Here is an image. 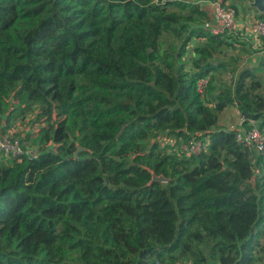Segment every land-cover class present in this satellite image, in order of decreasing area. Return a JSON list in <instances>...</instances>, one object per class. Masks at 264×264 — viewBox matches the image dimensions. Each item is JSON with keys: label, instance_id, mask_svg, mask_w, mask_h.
<instances>
[{"label": "trees", "instance_id": "obj_1", "mask_svg": "<svg viewBox=\"0 0 264 264\" xmlns=\"http://www.w3.org/2000/svg\"><path fill=\"white\" fill-rule=\"evenodd\" d=\"M210 18L200 0H0V135L31 128L28 154L0 153V264H264V154L219 123L234 106L264 128V39L240 67L250 49Z\"/></svg>", "mask_w": 264, "mask_h": 264}, {"label": "built area", "instance_id": "obj_2", "mask_svg": "<svg viewBox=\"0 0 264 264\" xmlns=\"http://www.w3.org/2000/svg\"><path fill=\"white\" fill-rule=\"evenodd\" d=\"M205 4L208 3L212 7V23L209 25L210 32L213 35L231 34L235 29V9L225 0H201ZM207 4V5H208ZM248 35L261 42L264 39V13L254 20L248 29ZM207 85V78H199L196 82L197 90L203 93ZM244 118L238 112L237 126L231 125L227 129L235 131V138L238 143L242 144L247 150L255 153L264 154V128H259L255 124L243 127ZM166 139V140H165ZM164 142L173 143L170 138H163ZM201 140L189 139L182 143L180 149L186 155H198L204 149ZM29 149L19 138H14L6 134L0 135V153L8 158H18L24 154H28Z\"/></svg>", "mask_w": 264, "mask_h": 264}, {"label": "rangeland", "instance_id": "obj_3", "mask_svg": "<svg viewBox=\"0 0 264 264\" xmlns=\"http://www.w3.org/2000/svg\"><path fill=\"white\" fill-rule=\"evenodd\" d=\"M228 2L230 3V6L235 8V10L237 8H239V5L241 3L238 0H232L231 2L230 1H228ZM248 29H249V27L247 29L246 28H241V29L235 28L231 32V34H235V36L238 38V39H236V40H238V42H241V41L245 42L246 45L248 46V48L250 49L249 52L241 50L238 53L244 60L243 65H240V67H243L244 65H250V66L253 64L255 65L257 63V61L259 60L258 57L261 55L260 51L258 50L261 42H257V39L250 37L247 33ZM235 44H237L238 47L241 46L240 43L236 42ZM258 53H260V55H258ZM187 56H188L187 58L193 56L191 53V50H188ZM256 56H258V57L253 59ZM252 59H253V61H252V63H250V61ZM230 109H231L230 113H227V114L222 113L219 116V123L222 127L229 128L231 125L237 126V124H235L237 117H236V113L234 110V106H232ZM26 119L28 121H30L31 126H34L32 124V117L31 116L27 117ZM255 125H257V124H255ZM35 128H37V126ZM34 130H33L34 132L32 131L33 136L36 135L35 133L37 131L36 129H34ZM30 132H31V128L29 125H26L24 123H20L19 121H17L15 123V125L12 127V129L10 130V132H8L6 135L21 139L22 137H25V135L30 133ZM23 142L31 148V144H30L31 141L30 140L23 141ZM180 146H181V144H180ZM262 177H264V175H262Z\"/></svg>", "mask_w": 264, "mask_h": 264}, {"label": "crops", "instance_id": "obj_4", "mask_svg": "<svg viewBox=\"0 0 264 264\" xmlns=\"http://www.w3.org/2000/svg\"><path fill=\"white\" fill-rule=\"evenodd\" d=\"M227 3L228 1L232 0H225ZM240 3L239 8L235 10L236 15H235V28L241 29V28H248L249 25L256 19H258L261 16V12H259L256 8H254L251 5L252 0H238ZM201 5L210 13L211 16V23H212V7L208 3H204L203 1L200 0ZM208 4V5H207ZM230 4V3H229ZM235 9V8H234ZM232 107V106H231ZM231 107L225 108L222 113H230ZM235 113H236V123L238 124V110L236 107H234ZM221 113V114H222ZM225 128V127H223ZM227 129V128H225Z\"/></svg>", "mask_w": 264, "mask_h": 264}, {"label": "water", "instance_id": "obj_5", "mask_svg": "<svg viewBox=\"0 0 264 264\" xmlns=\"http://www.w3.org/2000/svg\"><path fill=\"white\" fill-rule=\"evenodd\" d=\"M251 5L256 8L259 12L264 13V0H252ZM86 148H82L80 146H77V150L74 152V155L77 156L78 152L81 150H85ZM152 181H162L167 182L168 179L164 178L163 176L159 175L156 176L153 174Z\"/></svg>", "mask_w": 264, "mask_h": 264}]
</instances>
